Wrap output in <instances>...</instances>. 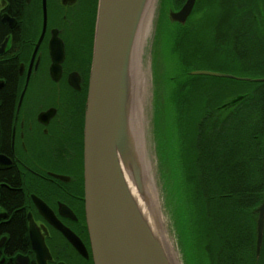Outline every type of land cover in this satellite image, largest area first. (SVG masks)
Listing matches in <instances>:
<instances>
[{"label": "flooded vegetation", "instance_id": "af4514ba", "mask_svg": "<svg viewBox=\"0 0 264 264\" xmlns=\"http://www.w3.org/2000/svg\"><path fill=\"white\" fill-rule=\"evenodd\" d=\"M99 2L0 0V264H94L85 132Z\"/></svg>", "mask_w": 264, "mask_h": 264}, {"label": "trees", "instance_id": "16d2710c", "mask_svg": "<svg viewBox=\"0 0 264 264\" xmlns=\"http://www.w3.org/2000/svg\"><path fill=\"white\" fill-rule=\"evenodd\" d=\"M233 3L234 7H243V10L233 13L230 9H226L227 5ZM203 5L206 16H204L202 28L197 30L194 27L188 28L175 23L177 29L170 34L171 40L175 41L173 53L179 57L180 61L178 62H186L184 59V49L187 48L186 41H200L198 38L202 29L204 37L207 36L206 31H209L210 36L213 39H218L217 41H240L239 46L249 50L247 41L250 40L254 42L253 47L260 46L262 48L264 0H198L194 13L197 9H201L199 6ZM182 7L183 5L178 6V1L174 0V10H179ZM235 17L241 22H245V25L240 23L241 26L237 29L238 35H232L235 26L231 23ZM246 26L247 28H245ZM246 31L248 32L246 33ZM261 60L259 62L251 61L252 63L249 65L256 64L249 68L262 65ZM182 72V79H175V81L171 79L175 82L170 97L176 112L174 117L176 137L171 142L173 151L168 156L171 159V166L168 168L166 164L162 165L166 171L165 176L171 182L170 189L173 193L172 196L174 195V201L170 203L173 202L177 222L182 229L185 228L187 233L191 226L189 223H192V231H196L198 252H203L211 264H255L257 227L253 211L263 199L264 170L262 161L264 162V158L262 159V145H260L258 161L261 164V169L256 175L253 174L254 172L251 173L246 155H243L245 148L243 150L241 136L246 131V111L249 110L251 118L261 120L259 136L262 139V131L264 134V90L262 87L264 85L262 82H258L260 88L257 90L258 93H254V96L247 94L225 101L224 99H228L230 96L226 94L225 88L212 94L205 87L206 84H200L197 81L198 76H191L187 70ZM187 77L195 79L189 80ZM223 94L225 98L217 100ZM218 128H221V131L228 128L217 143L218 156L222 158L223 170L212 173L199 171L198 167L205 162L204 143L205 141L208 143L211 139L210 130L215 131ZM224 135L227 142L223 140V147L220 148L222 145L220 139ZM162 146H165L163 142ZM222 149L225 156L221 152ZM164 153L167 156V152ZM165 154H163L164 157ZM209 162L211 164L213 160L210 159ZM218 178L219 182L215 185ZM217 204L223 207L222 215L225 217L240 216L243 219V222L236 224L235 228L233 223L226 226L229 240L224 249L225 257L221 260L223 263H219L218 252L216 253L218 234L214 225L217 223L216 216L218 215L215 212Z\"/></svg>", "mask_w": 264, "mask_h": 264}, {"label": "water", "instance_id": "95a60500", "mask_svg": "<svg viewBox=\"0 0 264 264\" xmlns=\"http://www.w3.org/2000/svg\"><path fill=\"white\" fill-rule=\"evenodd\" d=\"M147 1L99 2L85 132L86 215L94 264H177L164 237L163 218L156 224V234L144 219L126 180L128 175L144 201L148 203L151 199V207L157 212L153 208L155 198L152 200L145 191L144 167L137 146L144 118L134 122L125 113V102L129 105L134 99L126 93L132 62L135 61L136 71L146 78L143 65L149 53L152 56L149 38L154 31L158 0H152L150 6V33L146 43L134 51ZM197 2L187 0L180 10H171V22L185 25ZM190 75L238 79L205 71ZM258 81L264 82V79ZM253 213L257 227L256 264H260L264 193Z\"/></svg>", "mask_w": 264, "mask_h": 264}, {"label": "rangeland", "instance_id": "374dc122", "mask_svg": "<svg viewBox=\"0 0 264 264\" xmlns=\"http://www.w3.org/2000/svg\"><path fill=\"white\" fill-rule=\"evenodd\" d=\"M175 1H178V6H180L184 5L187 0ZM173 2L174 0H158L155 11L154 31L149 38V40L151 39L150 41H152V56L151 53H149V57H146L143 65V70L146 73V97L143 106L144 129H140L139 135V153L143 163L144 178L148 189L145 191L148 196L150 195L152 200L155 198L153 208L157 209V212H160L162 215L164 237L167 240L168 249L171 251L175 262L177 264H211L203 252H198L196 231H192V223H189V226H191L187 233L185 228L182 229L178 224L176 212L173 210V202L170 203L174 201V195L172 196L173 193L170 189L171 182L165 176L166 171L162 167L164 164H166L168 168L171 166V159L168 156L173 151L171 142L175 140L176 137V127L174 124L176 112L174 111V104L170 95L174 88L175 79H182V71L187 70L189 73L205 71L232 76L238 79H246L197 77V81L200 84H206L205 87L209 92H212V94L225 88L227 91L226 94L230 95L228 99H224L225 101L233 99L234 97L246 96L247 94L254 96V93L260 88L258 87V80L264 79V41H262V48L260 46L256 48V46L253 47L254 42L249 40L247 41V46L250 49L246 50V48L239 46L238 43H240V41H217L218 39H213L209 31H206L207 36L204 37V31L202 29L201 35L198 38L200 41H186L187 48L185 47L184 49V59L186 62H178L180 61L179 57H176L173 53L175 41H172L170 36L171 32L177 29L176 24L171 22L169 18V12L174 10ZM199 8L201 9H197L196 12L192 14L185 27H194L199 30V28L204 26V16H206L204 5L202 7L199 6ZM242 8L234 7L233 3L227 5L226 9H230L233 13H236L237 11H242ZM262 15H264V8H262ZM232 20L233 23L231 24L235 26L232 35H238L239 32H237V29L241 26L240 23L245 25V22H241L240 19L236 17ZM245 28H247V26ZM247 32L248 31H246V33ZM256 42L258 43V41H255V43ZM254 60L256 62L261 60L262 65L255 67L256 69L251 67V69L249 67L255 66L256 63L251 65H249V63H252L251 61ZM171 79H174V81ZM187 79L193 80L195 78L187 77ZM262 84L264 85V82H262ZM263 88L264 87H262V90H264ZM223 96L224 94L220 95L217 100H223V98H225ZM246 114V131L241 136L243 150L248 146L249 140L251 141V139H253L251 122H254V118L250 117L249 110L246 111ZM227 129L224 128V131H221V128L215 131L212 129L210 130L211 139L208 143L207 141L204 143L206 151L204 157L205 162L200 164L198 167L199 171L202 170L203 172L212 173L214 171L219 172L223 170L221 166L222 158L218 156L217 143H219L220 136H223ZM223 140L227 142L225 135L220 139V141H222L220 142V144L222 143L220 148L223 147ZM162 142L165 145L164 147L162 146ZM223 149L221 151L222 153L224 151ZM247 151H245L246 156L248 154ZM164 152H167V156ZM163 154H165V157ZM223 156H225L224 153ZM210 159L213 160L211 164L209 162ZM262 164L264 170L263 161ZM218 182L219 178L215 185H217ZM231 207L234 206L231 205ZM215 212H217L218 215L216 216L217 223L214 225L218 234L216 253L218 252L219 263H223L221 260L225 257L224 249L229 240L226 226L233 223L235 228L236 224L243 222V219H241L240 216L225 217L222 215L224 213L223 207L218 204L215 207ZM260 263H262V259H260Z\"/></svg>", "mask_w": 264, "mask_h": 264}, {"label": "bare ground", "instance_id": "6f19581e", "mask_svg": "<svg viewBox=\"0 0 264 264\" xmlns=\"http://www.w3.org/2000/svg\"><path fill=\"white\" fill-rule=\"evenodd\" d=\"M151 4H152V0H148L146 3V9H145L144 15L142 17V21L140 23V26L137 32L136 45H135L136 49L134 50L136 52L138 51V48L142 49V46L145 45L146 39L150 33V20H151L150 6ZM191 16L188 18V21L185 25L188 24ZM262 16L264 17V15ZM134 62H132V65H131V68H132L131 74L128 75V78L126 80V93H128L131 98L134 97V99H133V103L131 101L129 105L127 101L125 102V113L127 117L131 116L132 120L134 122H137V120L142 121V117H143L142 109H143V104L145 100L144 97H145V91H146V78L145 76H143L144 74H142V72L138 73L136 71V68H135L136 64ZM226 108H229V107H226ZM229 110H225V111H229ZM251 124H252L253 139H251V141L249 140L248 146L246 147L245 150L247 151V148H248V151H247L248 154L246 156V159L248 161L249 169L251 173L254 172L253 174L256 175V173H259L261 169V164L258 161V156H260L259 155L260 145H264V143L261 137L259 136L260 129H261V120L255 118L254 122L253 123L251 122ZM139 142L140 141L138 140L137 142L138 148L140 145ZM245 150L243 151V155H245ZM126 180H127L130 192L134 200L138 204V207L140 208L144 216V219L146 220V222L148 223L152 231L157 234L156 224H158L159 222L161 223V219H162L161 215H159L155 210L152 209L151 199L148 200L149 201L148 203L144 201L146 199H143V196L138 192L134 183L132 182L131 178L128 177V175H126ZM163 240L164 239H162V242H164Z\"/></svg>", "mask_w": 264, "mask_h": 264}]
</instances>
